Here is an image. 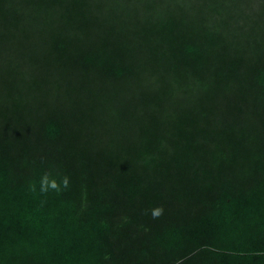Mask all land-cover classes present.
<instances>
[{
    "label": "trees",
    "instance_id": "trees-1",
    "mask_svg": "<svg viewBox=\"0 0 264 264\" xmlns=\"http://www.w3.org/2000/svg\"><path fill=\"white\" fill-rule=\"evenodd\" d=\"M0 264H264V0H0Z\"/></svg>",
    "mask_w": 264,
    "mask_h": 264
},
{
    "label": "clouds",
    "instance_id": "clouds-1",
    "mask_svg": "<svg viewBox=\"0 0 264 264\" xmlns=\"http://www.w3.org/2000/svg\"><path fill=\"white\" fill-rule=\"evenodd\" d=\"M64 183H65V186H66V185H67V180H66V179H65ZM50 187H51V188H56L57 185H56L55 182H52V183L50 184ZM42 190H46V189H44V188L42 187ZM162 213H163V209H162L161 207H156V208H154V209L151 210V215H152L153 218H157V217L161 216Z\"/></svg>",
    "mask_w": 264,
    "mask_h": 264
}]
</instances>
